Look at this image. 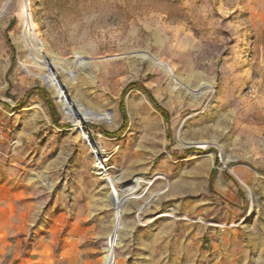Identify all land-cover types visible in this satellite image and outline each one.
Masks as SVG:
<instances>
[{"label":"rangeland","instance_id":"374dc122","mask_svg":"<svg viewBox=\"0 0 264 264\" xmlns=\"http://www.w3.org/2000/svg\"><path fill=\"white\" fill-rule=\"evenodd\" d=\"M40 73L105 119L75 129ZM111 176L152 180L119 227ZM112 231L115 264H264V0H10L0 264H104Z\"/></svg>","mask_w":264,"mask_h":264},{"label":"bare ground","instance_id":"6f19581e","mask_svg":"<svg viewBox=\"0 0 264 264\" xmlns=\"http://www.w3.org/2000/svg\"><path fill=\"white\" fill-rule=\"evenodd\" d=\"M9 6H10V0H6L4 5L2 6L3 9L0 13V16L8 10ZM22 13H23L22 21H23V25H24L25 34H26L25 37L29 41L33 42L36 40V35H35V31L32 27V23H31V20L29 17V12L27 10V7L23 8ZM144 57H147V55L145 54ZM152 62L156 66H158V67H160L166 71L173 72V69L171 68V66L169 64L165 63L161 59H154ZM37 76L42 78L49 85L55 84V77L54 76L47 75V74H41V73L37 74ZM63 92L64 91H62V86H61L57 90L58 97L63 96ZM63 106H64L65 110L70 111L71 115H73V114L78 115V117L71 118L73 126L75 129H77L79 126H83V124L86 121L104 120L106 117V116H104L98 112H95V111L90 110L88 108H84L81 105H77V104L66 105L65 103H63ZM93 153H94V158H95V157L99 156L100 151L98 149H95L93 146ZM108 179H109V182H107L108 186H110L112 189V194L108 195V197H109V200L112 202L113 208L115 210L113 220H114L116 226L119 227L120 223H121L120 216L124 212L128 211L129 203H131V202L137 203V201L139 199H142V198H144V200H146L147 203H149L151 201L150 199H151L152 193H148V191L150 189L149 185H150L152 180L146 179L145 177H139V178H135L132 181H130V183L128 185L119 186V183H118L120 180L119 177L117 178V177L111 176ZM246 189L248 191V195L252 196L253 193H252L251 189L247 186H246ZM146 194H147V196H146ZM138 208H139V210L136 214V219H137V221H140L141 220V214H142V211L144 209V205L140 206ZM169 213L170 212L163 213L160 217H172L171 214H169ZM115 235H116L115 231L110 232L108 235V241L106 243V246L104 247V252L106 253L107 260L104 262V264H115L116 263V255H115L113 244H112V240H113Z\"/></svg>","mask_w":264,"mask_h":264},{"label":"built area","instance_id":"2783aa9c","mask_svg":"<svg viewBox=\"0 0 264 264\" xmlns=\"http://www.w3.org/2000/svg\"><path fill=\"white\" fill-rule=\"evenodd\" d=\"M61 82L60 81H55V84L53 85L54 86V88H55V92H56V94H57V90L61 87V84H60ZM57 98H58V100H59V102H60V105H61V107H62V110L64 111V113L67 115V118H69L70 119V121H71V123H72V119L70 118L71 116V114H70V111H67V110H65L64 109V107L62 106L63 105V103L64 102H67L68 100H70L71 98L69 97V95H68V92L66 91V96L65 95H63V96H59L58 97V95H57ZM73 126V125H72ZM79 131H80V134H81V136L83 137L82 139L89 145V147H90V152H91V154H92V156L94 155V153H93V150H92V148H93V146L94 145H96L97 147H99L98 146V144L95 142V140L93 139V135H92V133H90V131H89V129H88V127L87 126H85L84 128H79L78 129ZM100 148V147H99ZM102 150V149H101ZM103 152V151H102ZM102 155H108V154H105L104 152L102 153ZM106 157H108V160L106 161V163L108 164L109 163V156H106ZM98 157H95L94 158V156H93V160H94V165L93 166H95L96 164V166H98L99 164H101L102 163V161L101 160H103L102 158L101 159H99ZM101 162V163H100ZM106 165V164H105ZM110 165L108 164V167L106 166V168L108 169V172L110 171ZM96 167H94V169H95ZM104 170V169H103ZM106 173L107 172H101L100 174H97L101 179H103V177L102 176H106Z\"/></svg>","mask_w":264,"mask_h":264}]
</instances>
